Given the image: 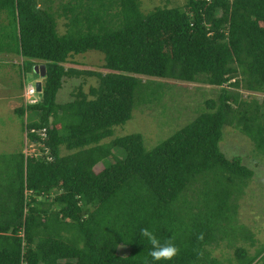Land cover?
<instances>
[{
  "label": "trees",
  "instance_id": "obj_1",
  "mask_svg": "<svg viewBox=\"0 0 264 264\" xmlns=\"http://www.w3.org/2000/svg\"><path fill=\"white\" fill-rule=\"evenodd\" d=\"M162 1L145 15L142 0H0V61L20 59L21 80L46 72L38 102L15 110L39 155L0 156V264H150L143 229L178 248L156 264H264V245L236 224L254 172L219 147L233 127L264 155V0ZM90 51L101 66L76 68ZM77 78L97 84L57 103ZM157 80L219 94L150 151L139 134L112 139Z\"/></svg>",
  "mask_w": 264,
  "mask_h": 264
},
{
  "label": "rangeland",
  "instance_id": "obj_2",
  "mask_svg": "<svg viewBox=\"0 0 264 264\" xmlns=\"http://www.w3.org/2000/svg\"><path fill=\"white\" fill-rule=\"evenodd\" d=\"M141 10L147 15L154 11L155 7L163 6L162 0H142ZM171 1L169 6L177 4V0ZM182 5L185 0H178ZM154 3V6H152ZM61 26V31H63ZM79 62L78 69L101 66L103 54L90 51L76 56ZM21 64V60H10L2 64L0 61V156L13 155L23 152L25 155H39V148L34 144H29L26 140L22 120L15 113L21 104L29 101L26 96L29 87L35 86L42 79L32 72L23 79L24 86L21 93L17 92L20 83L18 67L14 64ZM72 65H67L69 68ZM96 68V67H95ZM22 70V64L19 66ZM95 70H98L96 68ZM21 72V71H20ZM146 79H144V82ZM162 85L152 86L140 99L132 111L131 119L125 124L114 128L112 139L131 134H139L144 141L147 151L152 150L158 144L180 131L190 124L196 117L204 112V102L214 99L219 94V89L203 84L186 83L180 81H162ZM97 84L96 78L65 79L62 89L57 94V103L65 104L72 101L71 94L80 85L87 91L90 86ZM244 97L251 94L243 92ZM150 96L157 100L149 103ZM261 99L263 96L254 94ZM39 98V95H36ZM35 99V97L33 98ZM32 99V100H33ZM2 106V107H1ZM220 150L228 159L239 157L243 164L254 172V177L244 188V194L239 201L238 225H244L250 233L264 245V155H259L252 142L240 131L233 127H224L223 136L219 144ZM63 153H67L62 150ZM116 152V151H115ZM237 246H244L254 254L255 248L249 246V242L239 241ZM258 248V246H257ZM129 252L127 247L119 248V255L124 256ZM213 255L220 258L224 263L226 258H234L233 249L226 248L222 243L220 247L213 249ZM260 264V263H259Z\"/></svg>",
  "mask_w": 264,
  "mask_h": 264
},
{
  "label": "clouds",
  "instance_id": "obj_3",
  "mask_svg": "<svg viewBox=\"0 0 264 264\" xmlns=\"http://www.w3.org/2000/svg\"><path fill=\"white\" fill-rule=\"evenodd\" d=\"M31 87L35 90L33 98L35 97L38 102L39 99L36 97V95H40V93L36 91L35 86L31 85ZM142 233L151 245V248L148 253V255L151 257L150 264H156V262H159L161 260L171 261L173 257L177 255L178 248L172 241H166L162 244L160 240L156 237V235H154L148 229H143Z\"/></svg>",
  "mask_w": 264,
  "mask_h": 264
},
{
  "label": "water",
  "instance_id": "obj_4",
  "mask_svg": "<svg viewBox=\"0 0 264 264\" xmlns=\"http://www.w3.org/2000/svg\"><path fill=\"white\" fill-rule=\"evenodd\" d=\"M35 74L41 76L42 78H45L46 76V72H45V66H37L34 69ZM36 91L41 93V89H42V83L41 82H37L35 85Z\"/></svg>",
  "mask_w": 264,
  "mask_h": 264
},
{
  "label": "built area",
  "instance_id": "obj_5",
  "mask_svg": "<svg viewBox=\"0 0 264 264\" xmlns=\"http://www.w3.org/2000/svg\"><path fill=\"white\" fill-rule=\"evenodd\" d=\"M35 94V90L32 87H29L28 93H26V96L30 99L29 101L25 102V104H35L37 102V99H33V96ZM33 99V100H32ZM40 136L43 138L45 137V130H43L40 133Z\"/></svg>",
  "mask_w": 264,
  "mask_h": 264
},
{
  "label": "crops",
  "instance_id": "obj_6",
  "mask_svg": "<svg viewBox=\"0 0 264 264\" xmlns=\"http://www.w3.org/2000/svg\"><path fill=\"white\" fill-rule=\"evenodd\" d=\"M14 64H16V63H14ZM25 78V77H24ZM19 81L21 82V84L20 85H18V89H17V92L18 93H21V88L19 87V86H21L22 85V88H23V86H24V83H22L23 82V80H21V78L19 79ZM2 107V106H1ZM25 136V135H24ZM25 143H26V136H25Z\"/></svg>",
  "mask_w": 264,
  "mask_h": 264
}]
</instances>
